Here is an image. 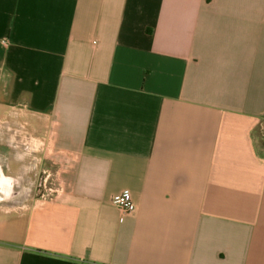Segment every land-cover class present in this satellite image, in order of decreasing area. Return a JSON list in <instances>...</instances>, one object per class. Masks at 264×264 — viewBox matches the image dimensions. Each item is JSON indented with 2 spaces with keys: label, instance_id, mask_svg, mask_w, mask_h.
<instances>
[{
  "label": "crops",
  "instance_id": "0c3cea01",
  "mask_svg": "<svg viewBox=\"0 0 264 264\" xmlns=\"http://www.w3.org/2000/svg\"><path fill=\"white\" fill-rule=\"evenodd\" d=\"M9 109L67 192L0 264H264V0H0Z\"/></svg>",
  "mask_w": 264,
  "mask_h": 264
},
{
  "label": "rangeland",
  "instance_id": "374dc122",
  "mask_svg": "<svg viewBox=\"0 0 264 264\" xmlns=\"http://www.w3.org/2000/svg\"><path fill=\"white\" fill-rule=\"evenodd\" d=\"M35 123L29 117H21L9 109L0 119V163L7 174L20 181V196L0 205L1 212L18 211L40 203L51 201L67 192L62 182L61 165H52L46 151H35L31 144ZM264 147V137H261Z\"/></svg>",
  "mask_w": 264,
  "mask_h": 264
},
{
  "label": "flooded vegetation",
  "instance_id": "af4514ba",
  "mask_svg": "<svg viewBox=\"0 0 264 264\" xmlns=\"http://www.w3.org/2000/svg\"><path fill=\"white\" fill-rule=\"evenodd\" d=\"M19 186V179L14 175L7 174L5 166L0 163V205L17 199L21 194ZM1 213L4 212L0 210Z\"/></svg>",
  "mask_w": 264,
  "mask_h": 264
},
{
  "label": "built area",
  "instance_id": "2783aa9c",
  "mask_svg": "<svg viewBox=\"0 0 264 264\" xmlns=\"http://www.w3.org/2000/svg\"><path fill=\"white\" fill-rule=\"evenodd\" d=\"M112 204L118 209L124 217L135 212L136 205L129 190H124L112 198ZM122 217V218H123Z\"/></svg>",
  "mask_w": 264,
  "mask_h": 264
}]
</instances>
